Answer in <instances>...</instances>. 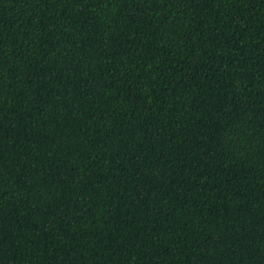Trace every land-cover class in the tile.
I'll return each instance as SVG.
<instances>
[{
  "label": "trees",
  "instance_id": "16d2710c",
  "mask_svg": "<svg viewBox=\"0 0 264 264\" xmlns=\"http://www.w3.org/2000/svg\"><path fill=\"white\" fill-rule=\"evenodd\" d=\"M0 264H264V0H0Z\"/></svg>",
  "mask_w": 264,
  "mask_h": 264
}]
</instances>
